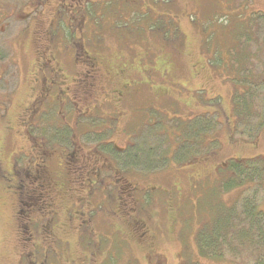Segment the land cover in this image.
Wrapping results in <instances>:
<instances>
[{
    "label": "rangeland",
    "instance_id": "374dc122",
    "mask_svg": "<svg viewBox=\"0 0 264 264\" xmlns=\"http://www.w3.org/2000/svg\"><path fill=\"white\" fill-rule=\"evenodd\" d=\"M90 5L89 43H95L90 46L91 52L101 58L105 73L102 88H111L106 71L117 65L124 66L126 82L141 84L133 86L132 94L122 104V118L109 106L86 116H79L74 105L48 110L51 106L43 107L47 111L31 121L34 127L29 135L35 143L46 142L43 148L51 151L45 180L54 178L59 170L58 153L73 150L72 140L84 151H101L114 162L120 175L139 187L160 185L164 191L142 192L138 205L122 206L126 214H121L116 209L120 195L116 188L109 185L102 192L96 190L91 198L93 205H89L94 208L90 212L93 235L84 230L79 237L77 220L67 219L68 209L80 193L79 185L76 191L70 178L71 189L54 200L59 227L55 243L48 244L38 237L23 240L27 234L21 233L14 217L17 195L13 192L17 190H6L1 177L0 264H27L33 254L43 264H153L151 253L162 264H251L247 252L238 259L201 258L197 232L221 206L237 205L244 196L254 197L264 208L260 184L247 182V188L221 191V184L231 177L228 161L233 159L252 172L264 165V0H95ZM233 64L240 69L239 76ZM1 69L0 94L9 89L6 83H13L17 71L13 66ZM25 69H33L30 60ZM27 94L26 86L21 84L15 100H23ZM239 96L248 98L245 103L249 107L242 119L238 110L244 105L239 104L235 113ZM14 114L11 108L8 116ZM205 114L217 121L215 142H209L211 135H200L201 149L186 154L182 162L177 157L171 159L182 129ZM226 117L231 122L226 123ZM67 126L73 128L68 137L61 135L68 133L63 128ZM146 132H150L156 156L168 149L170 160L163 168L150 172L129 168L114 157L112 148L125 149L134 136ZM11 143L16 149L21 141L14 138ZM39 157L18 159L15 168L28 162L40 164ZM11 163L5 158L1 166L9 169ZM214 168L212 177L194 180L195 175L210 176ZM130 207L146 215V235L134 225L130 229L122 226L117 233L116 229L126 224ZM20 225H26V220ZM37 240L43 247L58 250L59 255L47 249L43 253L35 251Z\"/></svg>",
    "mask_w": 264,
    "mask_h": 264
},
{
    "label": "flooded vegetation",
    "instance_id": "af4514ba",
    "mask_svg": "<svg viewBox=\"0 0 264 264\" xmlns=\"http://www.w3.org/2000/svg\"><path fill=\"white\" fill-rule=\"evenodd\" d=\"M91 1L95 0H0V68L2 67V71L4 66H13L18 71L13 83L5 82V87L9 89L0 94V179L2 177L1 180L6 182V190H17L13 192L17 195L14 217L19 227L21 226V233L27 234L23 238L26 241L38 237L44 242L49 241L48 244L55 243L59 226L54 200L71 189L70 178L77 186L76 191L79 185L80 193L71 204L73 208L69 207L70 216L67 219L77 220L79 237L84 230L88 233L92 231L93 235L90 212L94 208L89 205H93L91 198L96 190L102 192L109 185L116 188L121 195L116 198V209L121 214L125 213L121 210L122 206L138 205L142 192L157 189L164 191L160 185L147 184L139 187L120 175L114 162L104 154L97 150L84 151L80 144L76 145L72 140L70 144L73 150L58 153L57 160L61 164L58 166L59 170L55 172L54 178L50 176L45 180L46 161L51 151L43 148L44 142L35 143L30 138L29 130L34 127L31 121L52 107L65 108L67 105H74L79 116H86L109 106L118 118H122V104L132 94L133 86L141 84L126 82L124 66L117 65L106 71L112 80L111 88H102L105 73L101 58L91 52L90 46L95 43H89ZM28 60L33 67L29 72L25 69ZM234 64L233 71L239 76L240 69ZM21 84L26 86L28 94L25 99L18 101L15 97ZM46 105L51 107L45 110L43 107H47ZM11 108L15 114L9 117ZM229 122L230 117H226V123ZM67 127L69 128H63L68 133L61 134L66 137L73 130L71 126ZM14 138L21 141L16 149L11 143ZM34 156H40V164L31 165L28 162L24 167L15 168L16 160ZM5 158L12 162L9 169L1 166ZM214 173L215 168L210 176L195 175L194 180L207 179ZM112 177L117 179L109 181L110 183L103 181L104 178ZM112 214L117 217L116 212ZM127 216L129 218L125 219L126 224L120 225L116 229L117 233L121 232L122 226L129 228L132 225L141 229L142 235L149 232L145 222L146 215L137 212L135 207H130L127 208ZM22 220H26V225H20ZM34 246L35 251L43 253L47 249L48 252L55 251L53 253L59 255L58 250L48 245L43 247L39 241ZM150 260L153 264H162V260L154 253L150 254ZM27 264H43V261L38 262L37 256L33 254L32 260Z\"/></svg>",
    "mask_w": 264,
    "mask_h": 264
},
{
    "label": "trees",
    "instance_id": "16d2710c",
    "mask_svg": "<svg viewBox=\"0 0 264 264\" xmlns=\"http://www.w3.org/2000/svg\"><path fill=\"white\" fill-rule=\"evenodd\" d=\"M244 97L239 96L240 99L235 106L236 113L239 104L244 105L241 106L242 110H238L241 119L246 116L249 107L248 103H245L248 98ZM193 120L190 126L183 128L182 134L178 135V147L176 151L173 150L171 159L177 157L176 159H181L179 161L182 162L187 159L186 154L192 153V150L201 149L203 139L200 141V135H211L212 139L209 142H215L214 135L217 121L213 117L206 116V114L201 116L200 120L199 117ZM150 143V132L141 133L134 136L132 142L125 149L112 148L113 155L129 168L147 172L161 169L170 160L168 149L165 152L158 153L157 156H159L157 157L152 151L153 148ZM98 152L101 153V151ZM101 154L103 155V153ZM228 164L230 168L229 176L231 177L226 178V181L221 184V191L227 192L240 187L247 188V182L260 184L264 189V165L263 169H256V172H252V169L242 167L233 159L228 161ZM197 249L199 256L208 260H223L226 257L238 259L239 255L247 252V254H251V264H264V208H261L254 197L247 196L241 198L237 205L221 206L210 222L198 229ZM190 264L213 263L194 261Z\"/></svg>",
    "mask_w": 264,
    "mask_h": 264
}]
</instances>
